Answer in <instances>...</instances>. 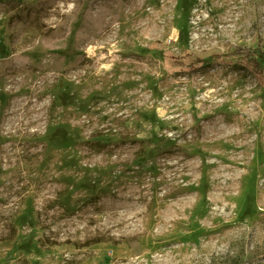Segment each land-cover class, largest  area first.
Here are the masks:
<instances>
[{
  "label": "rangeland",
  "instance_id": "1",
  "mask_svg": "<svg viewBox=\"0 0 264 264\" xmlns=\"http://www.w3.org/2000/svg\"><path fill=\"white\" fill-rule=\"evenodd\" d=\"M261 56L264 0H0V264H264Z\"/></svg>",
  "mask_w": 264,
  "mask_h": 264
},
{
  "label": "trees",
  "instance_id": "2",
  "mask_svg": "<svg viewBox=\"0 0 264 264\" xmlns=\"http://www.w3.org/2000/svg\"><path fill=\"white\" fill-rule=\"evenodd\" d=\"M261 57H264V56H261ZM244 63H245V65L248 68L256 71V68H257L256 65H258L256 60L253 61V60L250 59V60L245 61ZM256 74H258L257 76L259 77L260 73L259 72H256Z\"/></svg>",
  "mask_w": 264,
  "mask_h": 264
}]
</instances>
